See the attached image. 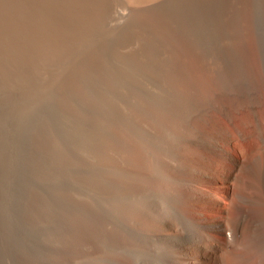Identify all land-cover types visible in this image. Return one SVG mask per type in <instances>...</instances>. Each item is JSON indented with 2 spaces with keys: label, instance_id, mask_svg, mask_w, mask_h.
<instances>
[{
  "label": "bare ground",
  "instance_id": "obj_1",
  "mask_svg": "<svg viewBox=\"0 0 264 264\" xmlns=\"http://www.w3.org/2000/svg\"><path fill=\"white\" fill-rule=\"evenodd\" d=\"M168 2L0 0V98L52 107L55 134L77 126L91 149L79 161L66 141L70 191L43 209L30 199L37 228L65 232L44 246L45 264H264L254 0L201 1L216 13L211 46L188 39L192 19ZM151 28L162 43L140 33ZM96 118L92 145L84 128Z\"/></svg>",
  "mask_w": 264,
  "mask_h": 264
},
{
  "label": "rangeland",
  "instance_id": "obj_2",
  "mask_svg": "<svg viewBox=\"0 0 264 264\" xmlns=\"http://www.w3.org/2000/svg\"><path fill=\"white\" fill-rule=\"evenodd\" d=\"M201 1L200 4L197 0H167V12L182 17L188 14V18L192 19L190 25L196 27L184 29L190 35L188 39L211 46L215 44L216 37V43L219 42L218 30L207 28L216 13L214 11L211 15L212 7ZM254 10L256 60L264 74V0H254ZM168 21L173 27L183 24L181 21ZM152 32L162 43L163 34L154 28L140 31L147 35ZM74 114L76 119L91 117L86 108L75 110ZM95 120V125L84 128L92 140V145L94 139L101 134L98 119ZM57 128L60 131L58 115L52 107L29 111L0 98V264H45L49 255L44 246L63 243L65 232H47L37 228L36 215L28 209L34 194L38 196L40 208L43 209L70 191L72 174L58 165V152L64 150L66 141L73 138L78 144L79 161H84L91 150L79 127L69 126V135L61 132L56 135L53 129L57 131ZM85 188L88 195L90 191ZM117 197L119 196L115 193L109 195V199L119 202L118 199L115 200ZM115 206H118L117 202Z\"/></svg>",
  "mask_w": 264,
  "mask_h": 264
}]
</instances>
